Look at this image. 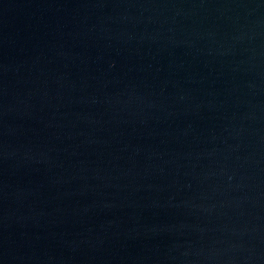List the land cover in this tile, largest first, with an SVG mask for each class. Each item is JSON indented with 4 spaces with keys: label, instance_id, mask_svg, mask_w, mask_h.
Instances as JSON below:
<instances>
[{
    "label": "water",
    "instance_id": "water-1",
    "mask_svg": "<svg viewBox=\"0 0 264 264\" xmlns=\"http://www.w3.org/2000/svg\"><path fill=\"white\" fill-rule=\"evenodd\" d=\"M0 126L163 264H264V0H0Z\"/></svg>",
    "mask_w": 264,
    "mask_h": 264
}]
</instances>
